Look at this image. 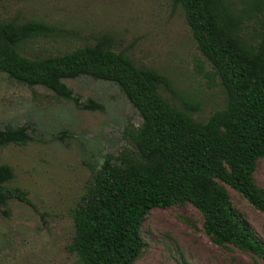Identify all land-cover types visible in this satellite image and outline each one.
Returning <instances> with one entry per match:
<instances>
[{
    "label": "trees",
    "instance_id": "obj_1",
    "mask_svg": "<svg viewBox=\"0 0 264 264\" xmlns=\"http://www.w3.org/2000/svg\"><path fill=\"white\" fill-rule=\"evenodd\" d=\"M179 8L199 52L219 78L225 106L205 122L184 109L167 77L138 67L111 49L108 38L70 52L28 57L25 45L48 38L55 28L43 20L0 22V73L30 89L44 87L81 109L65 79L89 77L113 83L138 112L141 124L123 131L126 146L104 156L82 202L71 210L74 235L67 250L76 264H134L143 249L140 228L152 209L189 204L203 217V232L218 246L231 245L264 262V244L232 208L225 186L264 212V190L254 174L264 159V0H171ZM249 28L252 35H248ZM31 141L26 126L0 129V148ZM13 171L0 165V207L12 199L29 203L19 189H7Z\"/></svg>",
    "mask_w": 264,
    "mask_h": 264
},
{
    "label": "rangeland",
    "instance_id": "obj_2",
    "mask_svg": "<svg viewBox=\"0 0 264 264\" xmlns=\"http://www.w3.org/2000/svg\"><path fill=\"white\" fill-rule=\"evenodd\" d=\"M43 20L55 28L48 38L25 45L28 57L93 46L108 38L138 67L153 69L171 82L163 98L184 109L197 102L192 117L205 122L225 106L219 78L199 52L183 12L171 0H0V22ZM252 35V29L247 31ZM81 109L44 87L32 89L0 73V129L26 126L31 141L0 148V165L13 171L7 189H19L29 203L12 199L0 207V264H76L67 250L74 235L70 212L82 202L104 156L126 146L124 128L141 118L113 83L89 77L65 79ZM254 181L264 190V159ZM232 208L264 244V212L225 186ZM203 217L189 204L155 208L146 216L143 249L134 264H264L231 245L218 246L203 232Z\"/></svg>",
    "mask_w": 264,
    "mask_h": 264
}]
</instances>
